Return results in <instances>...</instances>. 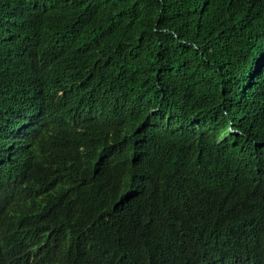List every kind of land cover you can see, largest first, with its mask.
<instances>
[{"label":"trees","instance_id":"trees-1","mask_svg":"<svg viewBox=\"0 0 264 264\" xmlns=\"http://www.w3.org/2000/svg\"><path fill=\"white\" fill-rule=\"evenodd\" d=\"M59 12L74 26L68 37L90 47L72 56L94 93L114 115L124 93L137 98L160 148L147 160V145L131 139L132 161L115 141L96 165H78L54 186L83 203L59 207L56 219L91 220L98 197L118 192L124 224L150 242L142 261L264 263V0H0V89L15 63L46 50ZM226 228L220 245L214 234ZM99 231V240L125 234Z\"/></svg>","mask_w":264,"mask_h":264},{"label":"clouds","instance_id":"clouds-1","mask_svg":"<svg viewBox=\"0 0 264 264\" xmlns=\"http://www.w3.org/2000/svg\"><path fill=\"white\" fill-rule=\"evenodd\" d=\"M60 13L49 18L46 50H37L34 59L19 67L15 63L0 89V264H149L138 258L149 252L150 242L139 237L133 221L124 224L129 208L118 192L98 197L91 220L56 219L59 207L83 203L79 194L54 186L78 165H96L115 141L123 142L132 161L131 139L147 145V160L160 148L157 131L148 135L142 128L144 107L137 98L124 93L114 115L94 93L88 67L72 56L90 47L68 37L74 26L61 20ZM156 177L152 172L142 182L147 185ZM122 226L125 234L119 241L111 236L99 240V227ZM228 233L222 229L214 241L225 245ZM92 240L98 241L95 248L89 245ZM208 264L243 263L225 258Z\"/></svg>","mask_w":264,"mask_h":264},{"label":"bare ground","instance_id":"bare-ground-1","mask_svg":"<svg viewBox=\"0 0 264 264\" xmlns=\"http://www.w3.org/2000/svg\"><path fill=\"white\" fill-rule=\"evenodd\" d=\"M43 130H45V132H44V133H46L47 129H45V128H44ZM43 130H42V131H43Z\"/></svg>","mask_w":264,"mask_h":264}]
</instances>
